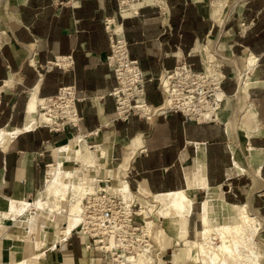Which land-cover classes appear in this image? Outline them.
I'll list each match as a JSON object with an SVG mask.
<instances>
[{
	"label": "crops",
	"instance_id": "obj_1",
	"mask_svg": "<svg viewBox=\"0 0 264 264\" xmlns=\"http://www.w3.org/2000/svg\"><path fill=\"white\" fill-rule=\"evenodd\" d=\"M227 1L124 0L120 14L118 0H0V130L22 127L31 91L46 97L55 95L59 87L73 85L75 107L82 115L78 132L83 136L79 141L90 150L97 145V155L100 149L104 152L97 159L98 165L103 164L102 170L88 166L83 183L87 184L97 171L98 178L107 176L111 182L113 178L123 179L137 202L149 195L185 191L192 200L191 209L193 203L206 197L205 185L222 198L219 205L212 203L210 217L233 222L236 209L231 206H246L241 204L242 187L247 184L242 174L256 168V179L262 181L259 179L255 189L251 181L246 192L247 196L260 192L254 197V210L264 216V0H241L234 12L228 10ZM106 18H112L121 28L129 57L149 79L145 101L153 106L163 101L156 81L160 72L171 69L180 59L200 70L204 47L212 45L214 39L219 38L225 50L234 55L252 53L257 60L254 83L244 98L250 97L244 111L252 107L256 118L244 128L253 148L254 167L236 165L228 129L221 121L197 122L179 112L148 119L136 115L114 119L115 103L108 93L116 80L104 61L110 52L103 25ZM53 55H71L72 67L45 68V61ZM222 86L230 93L233 82L223 79ZM74 135L71 127L49 131L36 126L1 136L0 264L28 258L35 259L32 264H88L91 253L77 235L70 232L56 239L55 233L50 240L52 233L47 231L41 237V249L28 251L22 237L21 214L12 221L1 220L12 200L25 201L42 192L48 170L45 165L54 163L58 145ZM70 157L71 153L61 157L66 167L80 164L71 162ZM190 217L191 211L188 240L193 233ZM51 221L46 227L56 230L59 224ZM150 224L156 236L158 226L152 218ZM172 239L169 247L176 249L172 264H183L177 254L183 247L181 242L176 244L171 237L164 247ZM165 254L167 249L162 259ZM97 261L93 258L89 264H104Z\"/></svg>",
	"mask_w": 264,
	"mask_h": 264
},
{
	"label": "bare ground",
	"instance_id": "obj_2",
	"mask_svg": "<svg viewBox=\"0 0 264 264\" xmlns=\"http://www.w3.org/2000/svg\"><path fill=\"white\" fill-rule=\"evenodd\" d=\"M124 0H122L123 2ZM220 51H226V46L223 44L220 45ZM211 45L204 47L203 55V67L205 71L212 73L215 76L221 77V72L216 68L217 65L214 61H217L214 57L215 51H211ZM228 52V50H227ZM255 57L252 53H246L242 56L238 74H241V77L238 81V84L235 88L234 93L231 96H236L237 99L246 97L247 90L250 85L254 83V71H255ZM217 95L220 99H230L231 96L224 93L222 89L217 92ZM40 102V97L37 96L35 91H31L27 97L24 108V123L22 127L15 130L8 128H3L0 130V135H14L22 130L32 129L42 123H48L49 119L42 110L38 109V104ZM240 120L243 117L246 124H250L252 121H255V111L252 107H249L244 111L243 116H239ZM217 118L221 121V118H225L223 110L217 113ZM239 118L235 117L234 123H230L227 126L228 131L232 132L238 128ZM75 135L69 140L60 143L57 147L54 163L49 164V168L46 174V181L44 183L43 192L45 197L51 195L53 197V202H47V200L40 193L39 195L33 198L31 203H27L23 200H12L9 205L8 210L1 217L2 222L12 221L15 216L22 214L23 212H28V224H29V239H27V248H33L35 244L37 248L40 244H43L42 236H45L48 233L45 230L41 231L43 226H48L49 221L54 216L55 213L62 214V210H65L64 218L66 220V225L62 229H58L56 232V239H61L66 237L71 231L76 229L79 226V222L82 220V211H83V198L87 192L95 190V183L98 179V171L95 175H91L87 184L83 185V174L88 171V166L92 165L96 169L102 170V166L98 165L104 152L100 149L99 154L97 155V148L88 149L86 145L80 143L81 137ZM243 141L242 148L244 153H246V167L251 166L253 163V148L249 145L248 142V132L247 130L243 131ZM87 155L85 156V154ZM233 152L236 154V149H233ZM67 153H71L69 158L72 162H79L80 164L76 166H69L68 168L64 165L61 157H65ZM65 159V158H64ZM238 159L235 163L240 165L241 157L238 156ZM67 160V159H66ZM126 158L124 159V161ZM255 160V157H254ZM68 161V160H67ZM97 165V166H96ZM240 167V166H239ZM242 167V168H241ZM241 171H245L246 168L241 166ZM91 168V167H90ZM104 168V167H103ZM200 168V167H199ZM93 169V168H92ZM198 169V168H197ZM252 179H253V188H257V179L259 171L254 168L252 170ZM112 179V178H111ZM199 183L203 184L202 177L199 175ZM112 187L120 192L124 197H135V195L129 191L126 182L123 179L113 178ZM206 188V197L200 201V216L199 220L201 223V230L199 231V240L189 241L187 239V221L188 216L191 211L192 200L188 193L185 191H175L164 194H154L143 197L144 203L153 209L147 210V213H155L163 216V227L159 228L156 231L157 242L161 238L162 230L167 229L169 236L175 238V243H184L186 244L185 253L182 255L184 260L183 264H250L247 262L248 255L252 254L257 258L256 252L249 250V242L251 239V233L253 234L257 228L258 222L256 217L253 216V212H248L245 206L234 205L231 206L232 210L236 209V214L233 216V222H224L219 219L211 218L209 213L213 211V204L219 205L222 202V198L218 196L213 190H210L207 186ZM72 192L71 197L74 199L70 200L67 197V192ZM136 198V197H135ZM213 203V204H212ZM155 207V209H154ZM63 208V209H62ZM143 207H141L140 213L143 215L147 224L151 227V217H147L143 212ZM157 209V210H156ZM43 211L45 213L39 218L36 216L35 211ZM156 211V212H155ZM152 216V215H151ZM155 216V215H154ZM27 217V216H26ZM214 221L215 225L212 227L211 222ZM247 228V229H246ZM152 229V228H151ZM247 230L249 232H247ZM153 231V230H152ZM160 235V236H159ZM42 237V238H41ZM198 239V238H197ZM218 241L217 244H213V241ZM156 242V241H155ZM156 242V258L149 254L141 253L137 256H129L131 264H159L164 253L163 244ZM241 245L245 247L242 251L238 249V246ZM251 247V246H250ZM92 257V255H91ZM89 258V261H93V258ZM177 259V257H176ZM31 259H21L17 262H12L11 264H30ZM86 261V260H85ZM254 259L251 260L255 264ZM85 264V263H84Z\"/></svg>",
	"mask_w": 264,
	"mask_h": 264
},
{
	"label": "built area",
	"instance_id": "obj_3",
	"mask_svg": "<svg viewBox=\"0 0 264 264\" xmlns=\"http://www.w3.org/2000/svg\"><path fill=\"white\" fill-rule=\"evenodd\" d=\"M121 2L118 0L120 14ZM103 25L110 47L104 61L116 80L108 93L114 99L115 120H126L130 115L148 119L179 112L197 122L219 121L217 113L225 102L217 95L225 78L221 72L222 63L216 66L222 73L221 77L205 71L203 65L200 70H194L184 59L176 62L171 69L162 70L156 81L163 101L153 106L145 101V83L149 79L140 70L137 61L129 57L121 28L112 18L104 19ZM72 64L71 55H53L45 61L44 67L68 69ZM75 101L73 85L59 87L55 95L40 97L38 109L45 113L49 122L38 126H45L49 131H63L71 127L75 129V136L82 137L78 132L82 115L77 111ZM91 148L94 149L95 144ZM48 166L46 164L45 169ZM141 207L135 197H124L113 189L109 177H100L95 183V190L85 194L82 220L71 233L77 235L92 257L99 254L109 264H131L129 256L141 253L154 259L156 242L151 227L140 213ZM154 223L162 224L160 217Z\"/></svg>",
	"mask_w": 264,
	"mask_h": 264
},
{
	"label": "rangeland",
	"instance_id": "obj_4",
	"mask_svg": "<svg viewBox=\"0 0 264 264\" xmlns=\"http://www.w3.org/2000/svg\"><path fill=\"white\" fill-rule=\"evenodd\" d=\"M223 1L225 2L226 0H223ZM240 1L241 0H228L227 3H226L228 10L230 12H234L235 8L237 7V5H238V3ZM220 45H221L220 39L219 38L214 39L213 44L211 45V49H212L211 51H215L214 57H215V59L217 58L216 59L217 61H214V62L216 64H219V63L223 64L221 72L225 75L224 79L229 78V80H231L233 82V89H232V91L230 93H228V92H226L224 90L227 95L231 96L234 93L235 88H236V86L238 84V81H239V79L241 77V74H238V71L241 69L240 62H241L242 56L245 55V53L241 52L239 54H235L234 55V54H232L230 52H227V51L221 52L220 49H219ZM221 88L225 89V87L222 86V84H221ZM244 98L245 97L241 96L240 99H237L236 96H231L230 99H228V100L225 99V102L223 103V106L221 108V111L223 110V112H224L225 118H221V123L222 124L224 123V125L226 124L225 126L227 127L228 124L235 122V121H233L235 119V117L239 118V120L236 121V124L238 123V125H237L238 128H236L232 132L228 131L229 132L228 136L230 138V144L232 145L233 157L235 158V160H236V158H237V160H239L238 156L240 155V157H241V160H240L241 164L240 165H245L246 166V164H247L246 163V153H244L243 148H242V141L244 139L243 138V131L246 130V129L244 128L245 127L244 126L245 125L244 118L242 117L241 120H240L239 116L243 115L244 108H245L244 104L248 100V98H250V97L248 96L246 99H244ZM217 123H220V122H217ZM1 136L2 135H0V138H1ZM233 149H236V154L233 152ZM252 153H254V152L252 151ZM252 163H253L252 165L254 167V164L256 163V160L254 161V159H253ZM65 166H67V165H65ZM72 166H76V165H72ZM253 167H251V169ZM247 170L246 171L250 175V179H249L248 174H245V173L242 174V175H244V177H246L247 184H245V186L242 187V191L243 192H242V203L241 204H244V203L246 204V206H245L246 210L249 213L253 212L252 215L256 217V220L258 222L256 230L254 231L253 234L251 233V235H250L251 239H250V242H249V250H252L253 252H256V254H258V255H257V258H256L252 254H249L247 262L250 263V264H253L251 262V260L254 259V260H256L255 264H264V216H262L258 210L257 211L254 210V208H255L254 197L257 196V193L259 194L260 192L253 193L252 196H250V195L247 196V192L246 191H247V188L249 189L248 185L251 184V181L253 182V179H252V176H253L252 174L253 173H252V171L249 172L250 169H247ZM259 179L260 178H258V181H259ZM258 181H257V184H258ZM260 181H262V179H260ZM83 185H85V183H83ZM42 192H41L42 196L47 200V202H50V204H51L53 202V197L49 194V195H47V198H46L45 197L46 196L45 193H42ZM71 195H72L71 191L67 192V197L70 198V200L74 199V197H71ZM34 197L35 196H33V197L29 198V199H26L25 202L31 203L33 201ZM148 197L150 198V196H148ZM140 203L143 205V209L142 210H143L144 214H146L148 218L150 216L152 218L153 222H154V220H156L159 217H160L161 221H163V216H161L159 214H155V213L151 214V212L147 213V210L153 209V208H149L144 203V200L140 201ZM154 209H155V207H154ZM199 212H200L199 203H193L192 209H191V217H190L191 218L190 228H192L193 233L190 234V236H189V240L190 241L191 240H195V239L199 240L198 235H199V231L201 230V223L199 222ZM27 213L28 212H23L20 215V219H21L20 221H22L23 228H24L23 232H22V237H23V239H25L26 247L28 245L27 244V239H29L28 237H26V235H27V233L29 231V224H28V220L29 219H28V214ZM35 213H36V216L38 218H39V216H42V215L45 214V213H43V211H39V210L35 211ZM262 214H264V213H262ZM64 215H65V210H62V214L55 213L54 216L51 218L52 221H54L55 224H57V223L59 224L58 227H56L57 228L56 230H55L54 227L52 228V227L43 226L41 228V231L45 230V231H49V232L52 233L50 240L54 237V234L57 232L58 229H62L66 225V220L64 218ZM211 224H212V227H214L215 224H213L212 222H211ZM157 226H158L157 227L158 229L159 228H161V229L164 228L163 227V223L160 224V225H157ZM247 232H249V231L247 230ZM73 234H75V233H73ZM162 234L163 235L161 236V238H159L158 242H157V238H156L154 232H153V236H154L153 238H154V241H156L157 243L163 244V247H164L166 239H170L171 236H169V234L167 233V229L162 230ZM173 241L174 240L172 239L169 242V244L167 245V247L166 248L164 247V250L167 249V254H165V257H163L162 261H159L157 263H159V264H172V260L174 258L173 253H175L176 249L173 250V248L169 247V246L171 245V243H173ZM217 243H218L217 240H215V242L213 241V244H217ZM181 245H183V247H180L178 249L177 254H178L179 259L183 260L182 259L183 258L182 255L185 253V249L187 247H186V244H184V243H182ZM168 247H169V249H168ZM33 248L35 250L41 249V248H37V246L35 244L33 245ZM238 249L242 251L243 249H245V247L239 245ZM30 250L31 249L29 248L28 251H30ZM33 255L37 256L34 253H33ZM93 258L96 261L98 259L99 260H103L102 257L99 254H94ZM31 260H35V259L32 258ZM103 262H104V264H109L107 260H103ZM183 262H184V260H183ZM32 263L33 262L31 261L30 264H32Z\"/></svg>",
	"mask_w": 264,
	"mask_h": 264
}]
</instances>
